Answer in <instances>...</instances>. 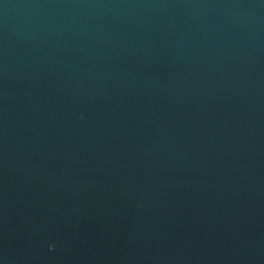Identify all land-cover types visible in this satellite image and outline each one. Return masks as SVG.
<instances>
[{"label":"water","instance_id":"obj_1","mask_svg":"<svg viewBox=\"0 0 264 264\" xmlns=\"http://www.w3.org/2000/svg\"><path fill=\"white\" fill-rule=\"evenodd\" d=\"M0 264H264V0H0Z\"/></svg>","mask_w":264,"mask_h":264}]
</instances>
